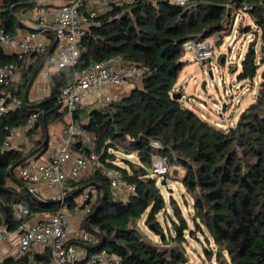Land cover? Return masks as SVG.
<instances>
[{"label": "trees", "instance_id": "16d2710c", "mask_svg": "<svg viewBox=\"0 0 264 264\" xmlns=\"http://www.w3.org/2000/svg\"><path fill=\"white\" fill-rule=\"evenodd\" d=\"M243 6L249 7L245 14L254 31L250 26H236V30L243 34L251 31L255 39L241 59L237 80L252 82L259 77V83L253 102L233 126L223 129L210 125L172 95L187 64L182 60L183 43L201 42L226 31L230 35L234 13ZM32 7L27 0H5L0 6V30L14 37L22 28L17 14ZM52 46L28 65L26 56L18 59L0 46V66L13 65L20 73V81L0 87V94L21 99L20 105L0 114V225L7 232L17 230L21 220L12 211L17 203L29 208L30 220L37 213L51 216L59 210L58 202L40 199L38 193L41 203L34 201L16 172L29 158L47 149L46 129L66 114L58 97L73 73L93 62L116 59L147 69L138 79L140 85L118 100L84 111L86 122L78 127L93 135L92 148L101 162L119 170L135 191L126 201L116 200L107 178L98 171L87 180H68L64 198L69 209L76 207L75 199L87 188L97 192L81 227L90 239L75 245L84 255L104 248L122 264H186L184 244L187 238L199 235L207 245H213L214 250L205 247L203 252L209 259L214 257L217 264H264V0H191L186 6L170 0H110L106 11L91 18L78 44L76 65L48 74V95L32 102L27 87L46 65ZM82 111L73 114L75 123ZM32 114L37 120L26 134L40 128L41 137L28 152L10 147L12 130L25 126ZM150 141H158L169 164L184 172L180 183L189 197V203L184 199V206L191 207L192 228L171 196L167 235L157 222L167 203L157 179L150 175ZM73 151H87V147L79 139ZM120 151L135 153L139 164L125 160L128 169L117 166L115 153ZM144 214L159 240L173 246L159 247L132 227ZM48 260L45 252L7 257L0 264Z\"/></svg>", "mask_w": 264, "mask_h": 264}, {"label": "built area", "instance_id": "2783aa9c", "mask_svg": "<svg viewBox=\"0 0 264 264\" xmlns=\"http://www.w3.org/2000/svg\"><path fill=\"white\" fill-rule=\"evenodd\" d=\"M171 3L186 6L191 0H170ZM117 3L119 1H116ZM110 0H70L54 9L51 19L47 21L45 14L35 16V31L27 32L21 37L9 36L0 30V46L4 51H15L18 59L25 56L45 54L50 46L55 47L47 55V68L54 72L65 67H74L79 56V41L84 36L91 18L106 11ZM249 7L243 6L234 13L232 32L237 30L240 14H245ZM214 43L211 37L196 42L187 40L182 50L192 52L197 61L210 60L214 55ZM145 67L121 64L116 59L103 62L90 63L86 68L75 71L72 78L61 89L58 102L70 117L64 129V135L56 150L49 156L48 162L43 166L25 164L21 166L16 175L26 182L33 194H37V186L56 187L60 192V208L47 219L32 221L30 210L22 203L13 206L12 211L16 219L21 220L15 233L18 234L14 244L16 258L28 255L33 249H43L49 254V261H40L31 264H122L115 255L104 248H99L89 254L80 252L72 241L85 242L90 235L84 230L75 229L69 224L68 217L63 210L64 185L68 180L80 181L90 178L98 171L107 178L108 188L112 195L119 200L126 201L134 193V185L126 184L121 172L109 169L101 162L100 155L92 148L93 135L85 146L87 151L74 152V146L79 140L80 129L76 125L73 114L85 107L91 96L109 87H124L135 79H140L146 72ZM15 67L13 65L0 66V87L10 85ZM108 100V97L105 98ZM21 104V99L11 97L10 94H0V114L14 109ZM37 115L32 114L26 125L11 132L25 135L36 123ZM11 138V137H10ZM9 138V140H10ZM150 175L155 178L164 177L168 171V159L162 154V145L158 141H150ZM117 194V195H116ZM94 202L92 192L86 189L76 204L75 213L87 214ZM84 215L82 220H84ZM27 218V219H26ZM9 232L0 229V240H6ZM73 241V242H74Z\"/></svg>", "mask_w": 264, "mask_h": 264}, {"label": "rangeland", "instance_id": "374dc122", "mask_svg": "<svg viewBox=\"0 0 264 264\" xmlns=\"http://www.w3.org/2000/svg\"><path fill=\"white\" fill-rule=\"evenodd\" d=\"M36 11L37 6L32 7L29 12L33 14ZM240 17L241 19L237 22V27L244 29L250 26L251 31H254L252 21L248 15L240 14ZM19 18L30 26L34 24L32 21L24 19L25 15H22ZM240 29L237 30L234 35H228V32L226 31L221 35L215 34L211 36L212 42L214 43V55L210 60H205L203 62L197 61L192 52L183 51L182 60L187 64L179 73L176 83L175 93L182 95L181 102L185 107L196 111L198 115L210 125L223 129L233 126L236 123L239 114L253 102L257 91V85L259 83V77L255 78L252 82L237 80L241 59L244 56L248 45L255 39L254 34L251 31L243 34ZM48 74V68L41 69L34 81L28 85L29 99L33 100L36 98L39 100L48 95ZM19 81L20 73L15 71L12 82L15 83ZM203 83H205L204 89L202 88ZM139 85L140 81L135 79L124 87H109L95 92L91 96L92 99L88 101L83 108V111L79 112V118L76 121L77 126L86 122L84 111H88L91 108H99L111 101L118 100L121 96L127 94L132 87ZM106 97H108V100L105 99ZM62 119L66 120L68 119V116L65 114ZM61 123L62 121L58 120L49 125L48 134L51 136L53 135L54 139L57 137V133H54V131L59 126L61 127ZM38 137H41L40 128L32 132L30 135L13 133L9 140V145L14 148L19 147L25 152H28L32 149L34 140ZM90 137V134L80 130L79 139L83 145L90 141ZM17 138L22 139L21 142H19ZM115 157V164L119 167L128 169V166L124 163L125 160L135 165L139 164L138 159L133 152L130 154H124L122 151L116 152ZM183 174L184 172L180 167L174 164H169L168 171L164 176L166 187L160 186V181L163 177L160 179L156 178L157 186L160 188L162 196L167 203L166 212L160 213L157 217V222L163 229L165 235L168 234L170 226L168 219V216L171 215V209L168 205L170 196L181 208L184 217L188 220V226L192 228V223L189 220V213L192 211L191 207L190 205L184 206V199L189 203V197L186 195L185 190L180 183ZM67 187L68 184H65L63 189ZM168 189H171V191ZM59 195L60 192L57 189L51 197L55 198L53 201L60 204ZM92 196L93 200H95L97 192H94ZM113 197L116 200H119L118 196L113 195ZM65 206L66 204H64V208ZM80 213L82 216L84 215L82 210ZM132 227L135 228L145 240L156 244L159 247L173 246V243L171 242L163 244L159 240V236L154 231V228L146 223V214H144L140 220L134 222ZM205 247L214 250L213 245H207L204 242L203 237L199 235H197L196 239L187 238V242L184 244V253L188 260L186 264H217L214 257L209 259L205 256L203 252Z\"/></svg>", "mask_w": 264, "mask_h": 264}, {"label": "crops", "instance_id": "0c3cea01", "mask_svg": "<svg viewBox=\"0 0 264 264\" xmlns=\"http://www.w3.org/2000/svg\"><path fill=\"white\" fill-rule=\"evenodd\" d=\"M4 1L5 0H0V6L3 5ZM27 1L29 3H33V7L37 6V11L32 14L31 12H29L32 9L31 8L30 10H28L24 13H18L17 14V20L20 19L19 17H21L22 15H25L24 19H28V20L32 21L34 24L32 26H30L25 21H21V19L18 20L20 22V24L22 25V28L20 30H18L17 34L15 35L16 37H21L27 32L35 31L34 29L36 26V22H35V16L36 15L45 14V19L47 21H49L51 19V14L54 11V9L60 5L68 3L70 0H27ZM5 52L8 54L16 55L15 51H11V52L5 51ZM38 56H40V55H35V57H33L32 55L27 56L26 57V65L34 63L36 60V57H38ZM44 68L47 69V65H45ZM51 73H53V72L49 71V74H51ZM26 92H28V89L26 90ZM91 99L92 98L88 99L87 102L90 101ZM29 100L32 102H34V101L36 102V101H39L41 99L37 100L36 98H34L33 100L32 99H29ZM66 115H67V113H66ZM69 120H70L69 116H68V119H66V120L62 119L61 120L62 121L61 127L59 126L54 131V133H57V137L55 139L53 138V135L51 136L48 134L49 126L47 127L46 134H45V142L48 140L47 149L44 151V153L41 152V153L29 158L27 160L26 164L43 166L48 162L49 156L56 150L60 140L62 139V137L64 135L65 126L69 122ZM17 139L19 142H21V140H22L20 138H17ZM87 179H89V178H85L83 180H87ZM10 185L12 186L11 183H10ZM87 189L90 190L92 192V194L94 192H96L95 190H92L91 188H87ZM56 190H57L56 187L48 188L44 184H40L37 186V193H38L40 199H43V200H52V201L55 200V198L51 197V196H53V194L55 193ZM79 198L75 199V204H77L79 202ZM64 204H66L65 201H64ZM75 208L76 207L69 209V208H67V206H65V208H63V210L68 217L69 224L72 225L75 229L83 230L81 228L82 223H83L82 215L80 212L75 213ZM49 216L50 215H48V214H38L37 213V214H35V216H33V218L31 220L32 221L43 220V219H47ZM0 229H5V228L0 225ZM17 237H18L17 233L9 232L8 238L6 240H0V262H2L7 257H15L14 244L17 241ZM73 241H72V243L75 245V243H77V241H74V242ZM77 249L80 252H82V250L79 247H77ZM45 252H46V254H48V252L46 250L33 249L29 254H31V255H33V254L44 255ZM48 259H49V254H48Z\"/></svg>", "mask_w": 264, "mask_h": 264}, {"label": "water", "instance_id": "95a60500", "mask_svg": "<svg viewBox=\"0 0 264 264\" xmlns=\"http://www.w3.org/2000/svg\"><path fill=\"white\" fill-rule=\"evenodd\" d=\"M54 47H55V44L52 46V48L50 49V51L48 52L47 55H50V54L52 53ZM204 85H205V83L202 84V88H203V89H204ZM181 97H182V95L179 94V93H173V95H172V98L175 99V100H181ZM160 186L166 187V182H165V178H164V177H163V178L161 179V181H160ZM22 188L27 192V194H28V195H29L34 201H36L37 203H41V200H40L35 194H33V193L31 192V190L29 189V187H28L26 184H23V185H22ZM168 190L171 191V189H168ZM150 227H152V225H150ZM101 247H103V245H102Z\"/></svg>", "mask_w": 264, "mask_h": 264}]
</instances>
